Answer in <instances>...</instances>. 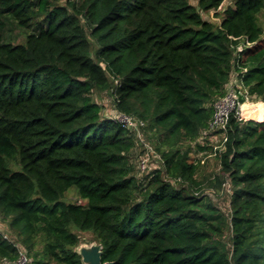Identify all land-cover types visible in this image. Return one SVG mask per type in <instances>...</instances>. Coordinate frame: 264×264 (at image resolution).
<instances>
[{
	"label": "trees",
	"instance_id": "trees-1",
	"mask_svg": "<svg viewBox=\"0 0 264 264\" xmlns=\"http://www.w3.org/2000/svg\"><path fill=\"white\" fill-rule=\"evenodd\" d=\"M196 1L0 0V209L29 264H84L85 231L113 264H264V0H234L218 24L202 12L224 0ZM234 73L263 110L230 117L224 211L181 143L203 136ZM101 92L156 132L159 165L140 179L143 143ZM73 186L84 202L62 200ZM18 255L0 233V257Z\"/></svg>",
	"mask_w": 264,
	"mask_h": 264
},
{
	"label": "rangeland",
	"instance_id": "rangeland-1",
	"mask_svg": "<svg viewBox=\"0 0 264 264\" xmlns=\"http://www.w3.org/2000/svg\"><path fill=\"white\" fill-rule=\"evenodd\" d=\"M59 2L64 3L65 0H59ZM193 3H197L196 0H191ZM228 5H234V0H224L222 7H220L217 10H211L208 12H202L203 18L213 21L214 23L218 24L220 23L222 19V9L225 8V6ZM259 22L263 28L264 31V9L259 12L258 14ZM17 31V30H16ZM25 37V31H21L19 36L14 39V41H23ZM264 37V35H263ZM95 100H97L102 106H103V114L108 116H115V107L113 104L112 97L108 96L105 92H101L98 94H95L94 96ZM259 103H262V101L255 96H251L249 102L250 108H245V116L250 117H256L258 120V112L263 110V106H259ZM255 105L256 108H255ZM247 109V110H246ZM258 111L256 114L254 112ZM264 118V114L262 119ZM142 139L144 141L149 142L151 145H156L158 143L159 139L156 135L155 131H147L143 130L141 131ZM211 135V134H210ZM210 135L200 137L198 139V142H191L190 140L182 141L183 147H191L190 151V157L193 159H203L204 163L200 162L201 169L198 171L197 179L202 183V192L207 193L212 198V201L217 204L222 210L226 211L228 210V200L229 196L226 194L224 188L222 186H215V182L217 181V177H221V169L220 167V154H214L213 153V144H220L221 143V134L214 132V138ZM142 150V146L140 144H135L131 154H130V165L133 166V173L140 179L143 176L139 172V162H138V154ZM159 157H151L149 166L146 169L147 173L148 171L153 170L156 166L159 165V162L157 161ZM12 165L16 167L14 162H12ZM143 173V175L145 174ZM62 200L66 202H84L83 199L80 198L77 188L75 186L69 188L65 195L63 196ZM11 217L6 216L2 210L0 209V233L9 238L10 240L14 241L18 248H23L27 251L26 246L23 244L21 238L18 236L17 231L11 227L10 225ZM80 234V244L78 246V249L81 246H90L93 243H98V241L94 238L93 234L89 231L85 232H79ZM35 249H41V244H37L35 246ZM32 254L28 256L29 262L32 258ZM1 258V257H0ZM28 262V264H29Z\"/></svg>",
	"mask_w": 264,
	"mask_h": 264
},
{
	"label": "built area",
	"instance_id": "built-area-1",
	"mask_svg": "<svg viewBox=\"0 0 264 264\" xmlns=\"http://www.w3.org/2000/svg\"><path fill=\"white\" fill-rule=\"evenodd\" d=\"M241 48L242 47L240 44L238 49L240 50ZM251 96L252 95L243 85L237 74L234 73L227 84L226 94L215 102L213 116L209 121L207 130L203 134L204 136L211 134L210 136L213 138L215 136L214 132L215 134L216 132L221 134V143L213 144L214 154L222 152L226 149V143L228 139L227 130L230 124L229 122L231 115L238 118V120H244L247 117L245 116V106L249 102ZM114 118L123 126L134 129L137 132V136L141 139V142L145 148V153H143L138 159L139 171L140 173H145L147 167L149 166L151 157H158V155L155 153L153 146L149 142L142 139L140 126L144 123L131 115L120 112H116ZM201 162L204 163V160L201 159ZM222 187L224 188L227 195L231 193L232 186L229 180H225L222 183ZM28 262V256L23 248H19V255L16 259H11L8 257L0 258V264H28Z\"/></svg>",
	"mask_w": 264,
	"mask_h": 264
},
{
	"label": "water",
	"instance_id": "water-1",
	"mask_svg": "<svg viewBox=\"0 0 264 264\" xmlns=\"http://www.w3.org/2000/svg\"><path fill=\"white\" fill-rule=\"evenodd\" d=\"M78 252L84 264H113L112 261H102V246L99 243H93L90 246H81Z\"/></svg>",
	"mask_w": 264,
	"mask_h": 264
},
{
	"label": "bare ground",
	"instance_id": "bare-ground-1",
	"mask_svg": "<svg viewBox=\"0 0 264 264\" xmlns=\"http://www.w3.org/2000/svg\"><path fill=\"white\" fill-rule=\"evenodd\" d=\"M251 106V105H250ZM250 106H249V104H247L246 106H245V108H250ZM247 110V109H246Z\"/></svg>",
	"mask_w": 264,
	"mask_h": 264
}]
</instances>
